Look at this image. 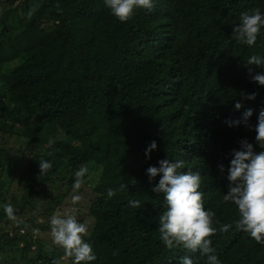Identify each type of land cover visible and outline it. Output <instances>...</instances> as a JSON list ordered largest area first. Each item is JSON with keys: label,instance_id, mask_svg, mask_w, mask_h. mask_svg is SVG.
Masks as SVG:
<instances>
[{"label": "trees", "instance_id": "trees-1", "mask_svg": "<svg viewBox=\"0 0 264 264\" xmlns=\"http://www.w3.org/2000/svg\"><path fill=\"white\" fill-rule=\"evenodd\" d=\"M4 1L0 193L6 166L14 162L21 186L2 205L24 210L30 202L38 204L33 194L49 184L58 193L45 207L57 206L73 188L74 172L86 165L93 177L81 185L89 187L86 216L92 228L83 239L97 256L90 264H178L185 250L168 249L158 239L163 193L151 189L159 176L150 183L145 173L167 157L183 160L181 171L201 173L213 226L237 218L236 206L223 200L230 151L239 148L240 139L254 143L255 132L224 121L251 108L249 124L255 125L264 108V86L251 79L264 69L244 62L264 55V29L249 47L234 39L231 25L243 11H264V0H155L150 12L136 9L124 22L102 0ZM253 92L254 99L245 98ZM13 137L23 145L14 153L8 145ZM152 140L157 148L146 159ZM254 150L260 151L255 145ZM40 158L52 162L43 175ZM129 200H140V207H130ZM7 216L1 207L0 221ZM82 218L77 220L83 223ZM48 226L50 219L33 216L17 218L9 230L0 226V264H72L71 257H61L62 247H44L37 236ZM210 238L222 264H264V242L244 231L233 227ZM187 254L204 264L198 253Z\"/></svg>", "mask_w": 264, "mask_h": 264}, {"label": "clouds", "instance_id": "clouds-1", "mask_svg": "<svg viewBox=\"0 0 264 264\" xmlns=\"http://www.w3.org/2000/svg\"><path fill=\"white\" fill-rule=\"evenodd\" d=\"M109 14L119 21H127L136 9L150 12L155 0H102ZM264 29V11L259 8L243 11L239 14L236 23L231 25V35L234 39L253 46L261 30ZM246 65H257L264 69V55L252 54L245 61ZM251 73L252 69H248ZM258 85L264 86V70L251 76ZM256 93H248L245 98L252 100ZM241 102L236 101L234 108L239 110ZM251 108L245 109L239 118L225 119L228 127L244 125L255 132L254 143L247 138L239 140V148L230 151L231 159L227 169V192L223 194L224 201L232 202L237 209L238 216L231 223L213 226L215 213L204 206L201 188V173L184 169V161L169 158L160 159L157 165H149L145 169L148 181L151 183L157 176L159 179L152 186L155 193H163V211L158 216V239L168 249L181 247L185 255L178 257V264H195V258L187 253H198L204 259V264H222L218 254L212 246L211 235L216 232L224 233L230 228L246 232L256 242H264V108L258 112L255 125L249 124L252 116ZM49 144L53 141L50 139ZM254 145L260 151L254 150ZM157 148L152 140L144 150L145 158ZM39 175H43L52 168L48 159L38 160ZM223 172V164L218 165ZM88 172L86 165L80 166L74 172L73 188L78 189L81 179ZM129 183L135 184L134 178ZM126 188L125 184L120 185ZM107 195H114L112 189ZM79 195H73L72 200L78 201ZM140 200H129L130 207L139 208ZM3 211L13 217L14 209L11 204L0 205ZM50 233L54 244L64 249L65 255L72 258V264H90L96 261L97 256L92 245L83 239L87 233V226L77 220L73 214L53 215L50 218Z\"/></svg>", "mask_w": 264, "mask_h": 264}, {"label": "rangeland", "instance_id": "rangeland-1", "mask_svg": "<svg viewBox=\"0 0 264 264\" xmlns=\"http://www.w3.org/2000/svg\"><path fill=\"white\" fill-rule=\"evenodd\" d=\"M16 3H19V0H16ZM8 5V2L4 0H0V8H3L4 6ZM17 138V137H16ZM15 137L11 138L8 145L10 148H12V153H14V149L22 148V142L20 140H16ZM14 162V161H13ZM15 164V162H14ZM7 165L6 166V173L4 177V183L2 184V193H0V205H2L3 199L5 198L6 200L9 199V197L12 195V189H15L17 193L20 183L19 181V176L17 174H14V168L15 165ZM18 172V171H17ZM93 171H89L85 174V179L82 180L81 182H84L86 184H90L91 181L89 177H93L92 174ZM14 174L16 176V179H12V184H8L7 181L10 182V176ZM86 184H80V187L78 189L70 188L68 189V194L67 196H64L60 202L59 205L56 206H50V207H45L48 205V200L54 197L56 193H58V190L56 188L52 187V185L46 184L42 186L41 188H38V192H35L33 195L39 198L40 200L38 201V204H35L33 202H30V206H26V208L19 209L18 206L14 209V214L13 217L7 216L3 221H0V226H4L6 230H9L11 228V224L14 220L19 218V220H25L26 218H29L30 216L36 217L38 221H48L53 215L61 214V215H67V214H73L77 217H83L84 218V224L87 226V233L90 231L91 226V217L86 216L87 211H88V201H89V194H87V188H85ZM13 188H12V187ZM10 187V190L7 188ZM65 191V188H62ZM80 189V190H79ZM19 195V194H18ZM21 195V192H20ZM73 195H79L80 199L78 201H73L72 196ZM21 199V198H20ZM22 200V199H21ZM20 202V201H18ZM22 203V202H21ZM1 208V207H0ZM79 213H78V212ZM82 218V219H83ZM36 232V231H35ZM37 236L43 240L41 241L44 244V247H49V246H56V244L53 243L52 238H51V233H50V226H48L47 230L44 231H39L37 233ZM58 246V245H57ZM64 251V250H63ZM6 254L9 255V252H5ZM65 252H63V255L61 256L62 258L65 257ZM66 262V261H65Z\"/></svg>", "mask_w": 264, "mask_h": 264}]
</instances>
